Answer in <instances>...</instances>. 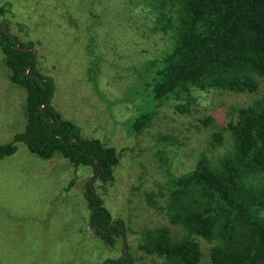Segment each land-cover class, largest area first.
<instances>
[{
	"label": "rangeland",
	"instance_id": "rangeland-1",
	"mask_svg": "<svg viewBox=\"0 0 264 264\" xmlns=\"http://www.w3.org/2000/svg\"><path fill=\"white\" fill-rule=\"evenodd\" d=\"M2 5L11 9L0 21L33 43L38 68L54 79L52 102L62 117L117 150L113 181L94 185L127 231L111 247L90 225L83 192L94 177L91 167L60 155L43 158L20 142L0 159V264H103L124 252L135 264L162 262L138 248L142 231L168 226L179 237L182 229L149 203L148 194L155 192L163 205L158 193L171 174L227 152L228 123L237 107L264 96V76H256L255 92L195 88L188 98L172 97L138 131L133 119L154 106L142 69L172 46L170 0H0ZM9 75L0 51V144L13 140L27 121V91ZM201 244L202 264H211V243Z\"/></svg>",
	"mask_w": 264,
	"mask_h": 264
},
{
	"label": "trees",
	"instance_id": "trees-1",
	"mask_svg": "<svg viewBox=\"0 0 264 264\" xmlns=\"http://www.w3.org/2000/svg\"><path fill=\"white\" fill-rule=\"evenodd\" d=\"M172 46L145 64L146 87L153 108L132 121L135 130L150 124L156 109L172 97L188 98L193 89L255 92L264 76V0H170ZM0 6V18L10 12ZM0 51L9 80L27 91L26 125L13 140L0 144V159L16 152L18 143L43 158L56 155L74 166H89L93 179L84 185L89 223L108 246L126 238L123 219L114 220L95 181L103 187L114 179L119 155L99 138L84 136L81 126L65 119L53 105L55 81L37 66L33 43L23 42L0 21ZM145 75V76H146ZM231 145L215 162L201 157L192 170L171 174L165 191L149 203L165 211L180 227L144 229L138 248L156 255V264H202L201 240L211 243V264H264V96L235 109L228 123ZM216 135V140H221ZM156 194V195H155ZM103 264H135L124 252Z\"/></svg>",
	"mask_w": 264,
	"mask_h": 264
}]
</instances>
